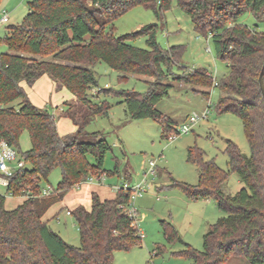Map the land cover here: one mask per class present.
<instances>
[{
  "label": "trees",
  "instance_id": "trees-1",
  "mask_svg": "<svg viewBox=\"0 0 264 264\" xmlns=\"http://www.w3.org/2000/svg\"><path fill=\"white\" fill-rule=\"evenodd\" d=\"M190 18L196 32L209 36L216 54L225 61L226 71L215 85L221 92L218 113L233 112L242 122L249 153L226 140L227 168L205 157L197 146L188 147L187 160L197 166V183L172 179L188 198L215 200L223 214L203 235L201 250L185 244L183 255L190 264H224L243 257L248 264H264V100L259 76L264 62V31L239 22L250 10L264 19V0H176ZM172 0H29L22 21L5 27L0 43V140L19 151V139L28 132L30 147L19 152L24 166L16 169L6 185L12 196L24 200L13 209L5 208L0 194V264H113L116 250L140 244L135 219L125 207L129 189H118L115 197L102 199L91 194L89 209H69L76 221L80 244L68 243L43 219L45 212L72 187L89 176L117 172L104 169L111 145L103 132L87 131L96 117L109 115L108 99L96 100L99 92L120 97L127 121L151 118L160 122L167 137L176 131L173 120L157 108L175 82L211 87L204 68L186 70L181 58L183 45L163 48L156 39L157 23L136 31L115 34L114 20L136 5L151 8L162 17ZM145 35L146 47L131 41ZM50 57V58H49ZM104 62L126 78L128 74L153 77L145 92L111 88L92 90L98 81L94 66ZM178 67L179 73L172 69ZM47 74L60 83L75 100L66 102L63 116L76 129L60 135L54 116L35 105L23 83L32 86ZM264 79V75H263ZM208 96L209 91L195 89ZM93 157V161L88 159ZM61 168V178L48 196H39L50 172ZM235 173L243 186L235 193L224 190ZM26 195H33L25 197ZM169 240L176 238L172 224L162 221Z\"/></svg>",
  "mask_w": 264,
  "mask_h": 264
},
{
  "label": "rangeland",
  "instance_id": "rangeland-1",
  "mask_svg": "<svg viewBox=\"0 0 264 264\" xmlns=\"http://www.w3.org/2000/svg\"><path fill=\"white\" fill-rule=\"evenodd\" d=\"M28 2L29 0H0V18L3 12H6L9 18L5 23L0 22V37L4 35L5 27L22 21L28 11ZM238 21L264 31V19H256L250 10L242 13ZM149 23H157L156 39L163 48L171 45L184 46L181 60L187 67L186 70L204 68L217 80L226 71V63L216 54L210 37L194 30L189 16L178 7L176 0H172L170 8L162 17H157L151 8L143 5L130 8L114 20V32L120 35L136 31ZM145 39V35H140L131 42L136 46L146 47ZM7 50L6 45L0 43V52ZM172 70L176 73L181 71L178 67ZM94 71L98 84L92 90L93 93L105 88L133 89L143 93L147 89L146 78L154 80L153 77L134 74L121 78L122 72L110 68L104 62H98ZM168 81L173 87L156 106L163 114L173 119L174 128L177 129L187 122L190 114L201 115L203 111L208 110L206 117L197 120L188 133L169 140L163 134L160 122L151 118L127 121L124 104L119 103L121 98L99 92L94 99L109 100L112 104L109 115L94 118L85 129L103 132L111 145L103 167L111 172L117 167V172L103 175L101 182L94 179L70 188L64 194L63 200L53 204L46 214L49 226L68 243L78 246V227L74 217L67 214L66 209H72L78 201L89 207V196L81 195L79 197L83 199L78 200L79 188L86 192V188L91 186L93 192L106 199L115 197L117 190L114 185L127 182L130 186H135L144 181L145 190L134 200L137 209L135 224L141 236L140 244L128 250H116L113 264H190V260L182 253L185 244L201 250L204 233L223 212L214 199H190L181 188L173 184L172 179L190 184L197 183L198 169L187 160L188 147L201 148L206 158L214 159L224 170L227 168L228 159L224 151L227 139L234 141L242 152L249 153L241 119L233 112L218 113L216 110V102L221 94L218 87L194 86L175 82L171 78ZM195 89L207 90L209 95L206 97ZM58 92V97L53 94L45 98L46 102L41 107L54 116L60 133L70 134L75 125L63 116V112L66 102L71 99V93L68 90H65V93ZM29 147V135L24 130L19 139V152H24ZM87 157L93 161L91 155ZM150 161L154 162V174L148 172ZM60 178L61 168L55 167L47 180L42 182L43 189L55 188ZM242 186L238 176L231 173L224 184V190L233 194ZM90 193L88 194L91 195ZM0 194L5 196V206L9 208L20 200L19 196L10 195L3 183H0ZM162 221L172 224L178 239L169 240L166 237ZM224 264L248 262L243 257H232Z\"/></svg>",
  "mask_w": 264,
  "mask_h": 264
},
{
  "label": "built area",
  "instance_id": "built-area-1",
  "mask_svg": "<svg viewBox=\"0 0 264 264\" xmlns=\"http://www.w3.org/2000/svg\"><path fill=\"white\" fill-rule=\"evenodd\" d=\"M8 19L9 18H8L7 13L3 12L0 18V22L5 23L8 21ZM207 75L212 78L213 86H215L218 82L216 77L215 76L213 77L212 73L208 71H207ZM207 111L208 110L203 111L201 115H198L196 113L190 114L187 117V122L183 123L180 127L176 129V131L169 134L167 138L169 140H173L177 137V135L188 133L192 129V126L197 122V120H199L200 118L206 117ZM24 164H25L24 159L21 157L19 151L15 147L10 145L7 141L1 139L0 140V183L7 185L9 182V177L13 174V172L16 169L23 167ZM149 165L150 167H149L148 172L150 174H154L155 173L154 168H153L154 162L150 161ZM94 179L98 182H101V177H95V176H89L86 182H91ZM114 188L116 190L120 188L130 190L131 192L130 203L127 205V207H125V210L129 216L135 219L137 209L134 205V200L137 196L141 195L142 192L145 190L144 181H140L135 186H130L127 182H123L120 185H114ZM52 192H53V189L51 187L47 189L42 188L39 196H48ZM30 196H33V195H26L25 197H30ZM66 213L70 214L69 210H66Z\"/></svg>",
  "mask_w": 264,
  "mask_h": 264
},
{
  "label": "crops",
  "instance_id": "crops-1",
  "mask_svg": "<svg viewBox=\"0 0 264 264\" xmlns=\"http://www.w3.org/2000/svg\"><path fill=\"white\" fill-rule=\"evenodd\" d=\"M145 81H148L147 78ZM25 91L27 92L28 94V97L30 98V100L37 106L41 107V106H44L43 104H45L46 100L45 98H48V97H51L53 94L58 97L59 95V92L58 91H62V93H65L64 91L66 90V88L64 86H62L60 83L58 82H55L54 80H52L47 74H44L42 75L40 78H38L35 83L32 85V86H28L26 84H22ZM58 93V94H57ZM54 96V98H56ZM71 100H75V97L71 94ZM172 119V118H171ZM67 120H70L67 118ZM173 120V119H172ZM71 121V120H70ZM76 129V126L74 128H72L71 130L74 132ZM57 130L59 132V129L57 127ZM60 135H65L63 133H60ZM82 184V183H81ZM80 186V185H79ZM78 187V186H77ZM82 187V186H81ZM82 188H79V191L77 192L79 195H78V200H82L83 198L82 197H79V196H89L90 197V204H91V195H89L88 193L89 192H93L92 190V187L91 186H88L86 189V192H82L83 190H81ZM90 193V194H91ZM64 198V197H63ZM62 198V200H63ZM87 198V197H85ZM101 198V197H100ZM19 201L15 202L12 207H6V209H13L15 208L18 204H20L23 200H24V197L23 196H19ZM78 205H83L85 206L86 208L89 209V207L85 204H83L82 201H78L77 203H75V205L72 206V208L78 206ZM66 210H69L68 208ZM48 211V210H47ZM47 211L45 212L44 216H43V219L45 221H47L48 223V217H46V214H47ZM49 225V224H48Z\"/></svg>",
  "mask_w": 264,
  "mask_h": 264
},
{
  "label": "water",
  "instance_id": "water-1",
  "mask_svg": "<svg viewBox=\"0 0 264 264\" xmlns=\"http://www.w3.org/2000/svg\"><path fill=\"white\" fill-rule=\"evenodd\" d=\"M263 75H264V62H263L262 68H261L260 76H259L261 92H262V96H263V100H264V79H263Z\"/></svg>",
  "mask_w": 264,
  "mask_h": 264
}]
</instances>
